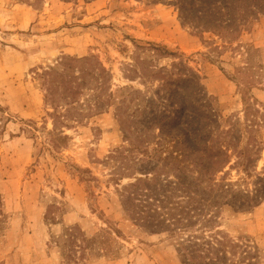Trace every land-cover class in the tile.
<instances>
[{"label": "rangeland", "instance_id": "obj_1", "mask_svg": "<svg viewBox=\"0 0 264 264\" xmlns=\"http://www.w3.org/2000/svg\"><path fill=\"white\" fill-rule=\"evenodd\" d=\"M242 1L253 5L248 25L226 42L194 26L205 24L198 1L184 20L173 0H0V264H200L185 249L190 243L210 247L206 256L215 263L218 254L227 264H264V0ZM83 58L109 72L118 101L89 119L59 120L45 83L65 66L78 77L80 68H93L74 61ZM172 61L201 78L212 125L200 116L195 124L230 144V161L212 171L215 184L205 178L203 189L194 184L172 195L193 214L171 212L169 231L149 233L124 212L122 186L135 180L125 176L138 169L127 146L152 138L151 129L139 125L149 100L168 111L152 71L177 80L173 71L180 69L171 72ZM130 65L142 71V80L125 78ZM91 76L85 87L93 88ZM252 82L258 85L248 90L244 85ZM92 94L84 89L77 100L87 108ZM123 97L125 104H118ZM132 97L135 106L127 105ZM186 114L179 125L187 129ZM60 128L71 138L67 148L53 146L59 141L49 133ZM189 132L198 146L201 131ZM216 157L225 160L223 152ZM156 164L145 168L157 170ZM69 228L79 235L74 246Z\"/></svg>", "mask_w": 264, "mask_h": 264}, {"label": "trees", "instance_id": "obj_2", "mask_svg": "<svg viewBox=\"0 0 264 264\" xmlns=\"http://www.w3.org/2000/svg\"><path fill=\"white\" fill-rule=\"evenodd\" d=\"M173 1L174 4L178 6L180 17L184 20H187L186 10L193 7V4L198 1L199 4L196 5V10H198L201 16L199 17L200 20L204 21L205 24H199V26L198 24H194V26L197 28H204L205 31H212L226 42L236 41L241 32L245 30L253 6L249 4L241 5L243 2L242 0H240V2L239 0ZM151 47L154 49L157 48L158 45H153ZM151 51L160 55L166 54V56L174 54L173 52H167L168 50ZM74 61L81 66L89 63L93 68L89 69L88 66L86 68H80L79 73L82 74L78 77L69 74V66H65V73H55L48 78V81L45 83L46 101L48 104H51L54 116L59 120L60 118L71 120L69 118L71 117L78 121L79 118L89 119L97 114L107 113L113 104H116L118 101L116 98L118 90L114 91L111 89L109 72L95 59L83 58ZM171 63V72L174 69H180L178 72L173 71V73H177L180 77L177 80H175L176 76L172 73L165 75L163 72L155 74V71H152L153 80L158 82L155 87V92L157 95L161 92L162 96L166 94L165 99L168 111L164 110L166 107H154V101L152 100H154L155 97L149 100L152 106L149 107L148 110H143L144 115L139 114L142 115V119H144L139 125L145 129L144 131L148 128L151 129L152 133L150 132L148 137L152 138L149 140L147 136H143L144 139H139L132 145L129 143L128 139L126 140L127 143H129L127 150L131 147L129 151L133 154L132 159L134 164H137L138 169L136 170L137 172L125 176L129 179L134 178L135 180L129 181L122 186L124 212L138 228L149 233H158L162 230L169 231L172 222L167 218V215L171 214V212L174 215L176 214L178 218L181 217L180 213H187L185 212L187 209L186 206H182L180 198L173 197V194L179 192L182 187H185L183 189L190 190V187L194 188V184H198L201 189H203L205 178L215 184V173L212 171L216 167L218 168L216 171L222 170L220 168H223L224 165L230 161L229 155L227 154L230 144L226 143L225 146H223V142L219 140L220 134L214 136L215 134L212 128L211 130L206 128L202 131V128H199L197 124H195L198 122L196 116H200V119L205 118V121L208 122L209 125H212L209 120L212 116V110L205 105L203 100L204 95L203 93L201 94V92H203L201 78L187 65L182 66L184 65L183 63L181 64V62L177 63L174 61ZM144 65L146 66L143 62L142 66ZM129 70L132 71V74L129 73L125 76L128 81H134L136 78L142 80V75L144 74L142 71L139 73L135 65H130ZM90 74L93 75L91 76L92 80H95L93 88L85 87L84 82H82L83 80L86 82V77ZM232 79L237 83V87L240 90V81L234 77H232ZM256 85L258 84L252 82L250 84L246 83L244 86L248 90H251L256 87ZM178 87H183L184 92H181V94L177 93L175 90H177ZM121 88L122 90H128L126 86ZM169 88H172L173 92L171 91L168 93L167 90ZM84 89H88L93 93L91 99L87 100V108H85V103H80V100H77V97ZM55 95H57V98H53ZM125 99L124 97L121 98L118 104H125ZM136 99V97L130 98L127 105L133 103L135 106L137 103ZM243 102L246 103L244 97ZM184 111H187L186 115L191 117V119H189L191 122L187 129L179 125L180 115ZM62 128H65V125H63ZM156 130L158 131L157 134L155 133ZM191 130L201 131L202 135L198 146H195L194 143L191 142V137L194 136V133L189 132ZM49 134L55 136L54 138H57V141H59L53 143L54 147H68L71 138L64 133L63 129L60 128V130ZM140 138L142 137L140 136ZM224 147L225 149L222 151ZM219 152L225 154L224 161H222L220 157H216ZM204 157L207 158V162H205V160L203 161ZM151 161L157 163V170H151L149 166V168H145V165ZM162 164L164 167L161 166ZM166 167L170 169L169 171L171 174L167 173V170H165ZM160 176L163 178L166 177V179H164L166 181L162 180ZM171 177H173V180L168 179ZM82 179L83 178H80L81 181ZM182 192L185 193V191ZM187 195H189L190 200L191 194ZM201 200L202 199L199 198L197 202ZM160 202H162L164 208L168 209V213H161L160 205L157 206ZM2 206L3 204L0 199V214L2 212ZM188 210L190 211L189 208ZM193 213L194 211L187 214ZM190 217H192V215H190ZM69 229L67 239L70 245L74 246V243L79 239V235L74 228ZM198 246L199 245L190 243L185 246V249L192 256H197L200 264H227L226 261L223 260L225 259L224 255L218 257V254H216L214 258L219 260V262L215 263L212 260L213 258L206 256V254H210L209 250L211 248L209 247V249L205 251ZM206 258L207 261H205Z\"/></svg>", "mask_w": 264, "mask_h": 264}, {"label": "crops", "instance_id": "obj_3", "mask_svg": "<svg viewBox=\"0 0 264 264\" xmlns=\"http://www.w3.org/2000/svg\"><path fill=\"white\" fill-rule=\"evenodd\" d=\"M161 39V38H160Z\"/></svg>", "mask_w": 264, "mask_h": 264}]
</instances>
